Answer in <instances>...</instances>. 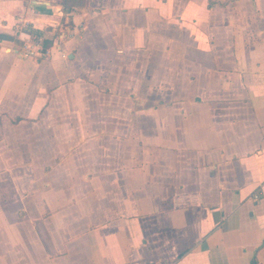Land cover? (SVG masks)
<instances>
[{
  "label": "crops",
  "instance_id": "0c3cea01",
  "mask_svg": "<svg viewBox=\"0 0 264 264\" xmlns=\"http://www.w3.org/2000/svg\"><path fill=\"white\" fill-rule=\"evenodd\" d=\"M0 34V264H264V0H0Z\"/></svg>",
  "mask_w": 264,
  "mask_h": 264
},
{
  "label": "built area",
  "instance_id": "2783aa9c",
  "mask_svg": "<svg viewBox=\"0 0 264 264\" xmlns=\"http://www.w3.org/2000/svg\"><path fill=\"white\" fill-rule=\"evenodd\" d=\"M21 52L28 58H45L48 54V48L44 47L39 41H28L21 46Z\"/></svg>",
  "mask_w": 264,
  "mask_h": 264
},
{
  "label": "trees",
  "instance_id": "16d2710c",
  "mask_svg": "<svg viewBox=\"0 0 264 264\" xmlns=\"http://www.w3.org/2000/svg\"><path fill=\"white\" fill-rule=\"evenodd\" d=\"M70 3H74V4H82L83 3V0H70ZM34 34V33H33ZM34 37V39L38 38L37 35H32ZM0 40H10V41H15V43H18L16 42V40H13L11 37L9 36H6V35H2L0 34ZM45 47H49L51 45V42L49 41H43Z\"/></svg>",
  "mask_w": 264,
  "mask_h": 264
}]
</instances>
